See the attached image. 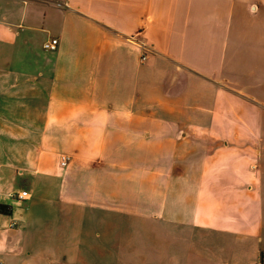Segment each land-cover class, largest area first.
Segmentation results:
<instances>
[{"label": "crops", "instance_id": "1", "mask_svg": "<svg viewBox=\"0 0 264 264\" xmlns=\"http://www.w3.org/2000/svg\"><path fill=\"white\" fill-rule=\"evenodd\" d=\"M67 1L0 0V264H83L84 218L99 264L117 221L264 264V0Z\"/></svg>", "mask_w": 264, "mask_h": 264}, {"label": "rangeland", "instance_id": "2", "mask_svg": "<svg viewBox=\"0 0 264 264\" xmlns=\"http://www.w3.org/2000/svg\"><path fill=\"white\" fill-rule=\"evenodd\" d=\"M32 2L34 3L35 9L41 13L50 10L54 15L59 14L55 9L61 10L60 7L41 1L32 0ZM36 33V39L32 45H30V48L39 50L43 48V40L40 39L42 36H45V33L41 30ZM50 33L52 32L49 26H47V34ZM116 225L119 228L114 233L110 234V240H112L115 245V251L117 252H114V254H121L124 257L136 254L137 262L140 264H169L170 251L172 250V246H174L172 233L166 232L161 235L156 232H141L140 223L138 222L117 221ZM58 227L59 226L51 227L47 225V242H58L61 240L60 234L57 231ZM84 227H88L85 228L83 232L85 241H88L85 244L83 264H99V262H101L99 261V257L92 255V244L98 241L96 237L97 234H95L96 230L90 228L89 220L86 218H84ZM129 227H131V229H129ZM103 235L104 234H102V236ZM179 251L184 253L186 251V245L183 243L178 244V252ZM112 264L122 263L113 262Z\"/></svg>", "mask_w": 264, "mask_h": 264}, {"label": "built area", "instance_id": "3", "mask_svg": "<svg viewBox=\"0 0 264 264\" xmlns=\"http://www.w3.org/2000/svg\"><path fill=\"white\" fill-rule=\"evenodd\" d=\"M41 1L46 2V3H50V4L57 6V7H67L68 6L67 0H41ZM57 45H58V39L57 38H50V39L46 40L42 46L45 50L52 51V50H55L57 48ZM141 58L142 59L145 58V53L142 54ZM68 161H69L68 155H65V154L60 155L59 164L61 167L66 166ZM14 196H16L19 199H27L29 197V194L27 191H20V192H17Z\"/></svg>", "mask_w": 264, "mask_h": 264}, {"label": "trees", "instance_id": "4", "mask_svg": "<svg viewBox=\"0 0 264 264\" xmlns=\"http://www.w3.org/2000/svg\"><path fill=\"white\" fill-rule=\"evenodd\" d=\"M12 212L10 205L0 203V214L9 215Z\"/></svg>", "mask_w": 264, "mask_h": 264}]
</instances>
